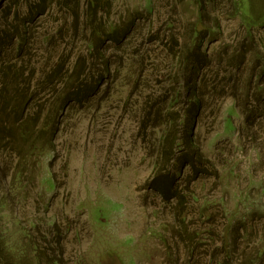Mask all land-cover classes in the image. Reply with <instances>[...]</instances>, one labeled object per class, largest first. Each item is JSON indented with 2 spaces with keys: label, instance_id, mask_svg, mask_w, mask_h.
<instances>
[{
  "label": "rangeland",
  "instance_id": "1",
  "mask_svg": "<svg viewBox=\"0 0 264 264\" xmlns=\"http://www.w3.org/2000/svg\"><path fill=\"white\" fill-rule=\"evenodd\" d=\"M17 86L7 261L264 264V0H0L4 127Z\"/></svg>",
  "mask_w": 264,
  "mask_h": 264
},
{
  "label": "trees",
  "instance_id": "2",
  "mask_svg": "<svg viewBox=\"0 0 264 264\" xmlns=\"http://www.w3.org/2000/svg\"><path fill=\"white\" fill-rule=\"evenodd\" d=\"M240 3H241V6H239V9L242 10L241 7H242L243 2L241 1ZM7 70H8V73H10L11 70L10 69H7ZM198 73H199V71H196L195 66H192L191 71H190V76L191 77L195 76L194 80L196 82L195 83L196 85L194 87L195 93H192V96L190 97V101L192 103H194L197 108H199L201 105V100L198 97V91H197V87H196L197 83L199 82ZM20 76H21V74H20ZM20 76L19 75L14 76L16 83L17 84L19 83L18 86L22 84ZM22 76H24L23 72H22ZM17 78H18V82H17ZM18 86L13 93V97H11L12 98L11 101L9 102V100H8V105L11 106L9 113H11L14 117H16L15 121L17 123H19V125H18V127H14L13 124H10L11 123L10 121H5V122H9V123L6 125V127H4L3 123H1L0 124V136L2 133L6 134V133L11 132V133H13V135L15 134L16 136H19V138L21 137L24 140V142L29 144L31 141V138L34 135L33 134L34 131L38 127V124H37V127L27 126L26 124L25 125L22 124V122L26 118V113L29 109V101H30L31 96L29 95V90H24V89L18 90ZM74 94L75 95L72 96L69 93H67L63 96L62 102H63L64 106L66 103L68 104L69 102H71L72 98L78 95V92L74 93ZM1 98H3L2 99L3 102H5L7 100L6 95L5 96L1 95ZM245 107L247 108L246 105H245ZM195 121H196V118L194 116L190 117L189 123L187 121V124H189L190 128L193 126V123H195ZM48 125H49V123L47 124V127H48ZM1 141H2V139H0V142ZM32 144H34V143H32ZM35 148L36 147H34L31 144L28 145V151L31 150L32 151L31 154L36 153L35 151H37V150H35ZM20 174H22V173L20 170H18L15 174V178L20 176ZM154 186H155L154 189L157 190L158 192H160L164 197L167 196L168 190H167L165 185L163 187L164 189L162 187H157L156 185H154ZM0 264H12L9 261H7V259L4 257V251L2 249L0 250ZM13 264H16V263L13 262Z\"/></svg>",
  "mask_w": 264,
  "mask_h": 264
}]
</instances>
